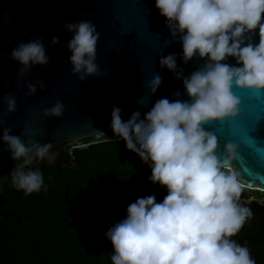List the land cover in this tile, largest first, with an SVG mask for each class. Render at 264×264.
I'll return each instance as SVG.
<instances>
[{"label": "clouds", "instance_id": "clouds-1", "mask_svg": "<svg viewBox=\"0 0 264 264\" xmlns=\"http://www.w3.org/2000/svg\"><path fill=\"white\" fill-rule=\"evenodd\" d=\"M155 6L170 35L179 37L184 63L194 58L203 63L185 75L177 54L160 56V67L182 81L187 99L178 90L175 99L162 97L147 112L134 111L126 120L122 109L112 106L114 135L148 164L149 180L167 190L161 201L155 194L138 197L127 206L125 217L108 228L112 264H256L248 242L238 243L233 237L255 216L242 202L250 185L241 177L242 169L253 167L264 153V137L254 135L256 127L221 137L207 125L236 121L243 114L234 88L264 94V0H155ZM63 27L72 34L67 43L71 72L80 81L106 77L108 69L101 72L97 63L101 33L96 25L82 20ZM58 43L54 36L52 44ZM11 58L21 65L19 75L51 59L42 37L18 43ZM37 84L41 90L47 87L42 81L27 83L25 95H35ZM146 84L154 95L162 77L154 74ZM3 100L8 113L16 111L14 95L7 93ZM64 108L57 99L42 115L59 118ZM262 119L257 118V126ZM0 141L17 161L11 175L0 176V181L10 177L25 194L39 192L44 176L33 165H55L60 153L54 144L41 143L34 135H27L26 141L11 127L3 128Z\"/></svg>", "mask_w": 264, "mask_h": 264}, {"label": "water", "instance_id": "water-1", "mask_svg": "<svg viewBox=\"0 0 264 264\" xmlns=\"http://www.w3.org/2000/svg\"><path fill=\"white\" fill-rule=\"evenodd\" d=\"M90 20L101 33L97 46V63L101 72L108 75L89 76L80 81L71 72L67 43L72 34L63 25L68 22ZM254 42H259L258 29ZM59 43L52 44V38ZM43 38L46 54L51 59L47 65H37L19 75L21 65L11 58L12 49L20 42ZM177 54L178 65L185 75L198 68L203 60L194 58L187 64L182 59L179 37H172L163 17L155 6V0H0V135L4 127H11L13 134L34 135L41 143L52 142L60 155L55 165L76 169L72 150L119 141L111 125L112 106L122 109V118L128 119L134 111L142 114L150 110L162 98L175 99L174 93L184 87L181 80L167 68H161L160 56ZM228 62L235 63L234 58ZM154 74L162 77V84L154 95L147 89V81ZM44 82L43 90L37 84L35 95L26 96L27 83ZM241 97L243 114L236 121L212 122L207 127L218 136L229 137L237 131L256 127L254 135L264 137V119L257 126V118L264 117V94L254 90L234 88ZM11 93L17 100L15 112L6 111L3 97ZM59 99L64 105L62 117H44L42 111ZM35 121V123H33ZM251 168L242 169V181L246 190L264 193V153ZM46 161H41L38 165ZM17 161L12 159L7 145L0 141V176L11 175ZM0 181V219L4 214ZM66 199L69 188L63 178ZM250 197V196H249ZM70 204L73 202L70 201ZM247 204V203H246ZM255 215L264 214V206L248 204Z\"/></svg>", "mask_w": 264, "mask_h": 264}, {"label": "trees", "instance_id": "trees-1", "mask_svg": "<svg viewBox=\"0 0 264 264\" xmlns=\"http://www.w3.org/2000/svg\"><path fill=\"white\" fill-rule=\"evenodd\" d=\"M72 155L75 170L63 168L61 175L42 163L45 186L31 194L20 190L21 204L11 202L9 210L24 221H0V264H112L113 245L105 236L108 228L125 217L127 206L138 197L155 194L161 201L167 195L166 188L149 180L151 168L123 140L75 149ZM63 178L70 198L84 191L91 200L88 218L80 215L76 226L70 225L76 215L65 200ZM6 185L17 192L12 180ZM242 230L243 239L258 248L264 264V219L255 215Z\"/></svg>", "mask_w": 264, "mask_h": 264}, {"label": "flooded vegetation", "instance_id": "flooded-vegetation-1", "mask_svg": "<svg viewBox=\"0 0 264 264\" xmlns=\"http://www.w3.org/2000/svg\"><path fill=\"white\" fill-rule=\"evenodd\" d=\"M43 163H47V162H43ZM41 164H40V166H41ZM40 166H39V169H40ZM51 167H53V166H51ZM53 168H55V167H53ZM63 168H66V167H62L61 168V172H63L62 171ZM6 183L3 185L2 189H1V194L5 198V201L2 203V211H3L4 214H10V217H8L7 219H9V218H17L19 220V224H22V222L24 221V219L22 217H20V216H17L14 212H12V211L9 210V206H10L11 202H14V200H18V203H17L18 206L21 204L19 202V200L22 199V197H21V191L20 190H17L16 193H12V186L6 185ZM3 191L6 192V193L9 192V191L10 192H9V194H6L5 195L3 193ZM242 194H244V193H242ZM69 199H70V201L73 202V204L72 203L70 204L69 203L70 201H68L66 199V196H65L66 202L74 210L75 215H76V218H74L72 220V222L70 223V225L71 226H76L77 225V218L80 215L83 216V217H85V218H88V216H87V208L89 207V204H91V200H90L89 195L87 193H85L84 191H81L79 194H76L73 198H70L69 197ZM241 199H242V202L247 203V204H249V203H258V204L264 206V201L263 202H259L258 201L259 199L254 198V197H249L246 194L242 195ZM256 216H257V219H259V220H263L264 219V214H260V215H256ZM1 220L2 219H0V221ZM89 222H90V220H89ZM2 226H3V224H0V232L3 231V227ZM243 231L244 230L241 229V232L239 234H237V236H235L233 238H235V240L238 243H244L245 241H247L248 242V245L251 248V250L253 252V255H254L255 259H256V264H260V260H259L260 251L258 250V248L256 249V246L253 243H250L249 240H244L243 239V237H244ZM238 238H242V239H238Z\"/></svg>", "mask_w": 264, "mask_h": 264}, {"label": "rangeland", "instance_id": "rangeland-1", "mask_svg": "<svg viewBox=\"0 0 264 264\" xmlns=\"http://www.w3.org/2000/svg\"><path fill=\"white\" fill-rule=\"evenodd\" d=\"M243 193L246 194L247 196L259 199L258 200L259 202H263L264 201V193L258 194L255 191H250V190H246V189L244 190Z\"/></svg>", "mask_w": 264, "mask_h": 264}]
</instances>
